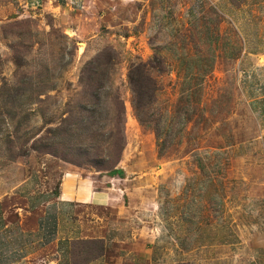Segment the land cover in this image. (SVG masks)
Returning a JSON list of instances; mask_svg holds the SVG:
<instances>
[{
	"label": "rangeland",
	"instance_id": "374dc122",
	"mask_svg": "<svg viewBox=\"0 0 264 264\" xmlns=\"http://www.w3.org/2000/svg\"><path fill=\"white\" fill-rule=\"evenodd\" d=\"M151 1L91 0L81 11L69 13L0 0V197L27 179L53 184L64 165L111 176L126 157L132 174L176 173L185 177L183 186L174 190L167 181L160 190L169 211L180 215L168 214L166 219L183 242H193L183 245L184 251L196 249L198 264H205L208 253L219 257L224 252L223 247H201L228 233L212 224L218 216L226 219L230 205L224 198L230 194L238 201L245 192L249 207L255 199L251 194L264 188V86L248 87L244 94L238 86L224 84L237 74L231 71L225 80L222 64L214 67L217 55L208 34L216 31L217 16L210 1L199 0L196 12L189 8V19L176 32L165 19H180L179 0L164 5ZM207 15L214 18L208 22ZM195 17H201L198 28L191 22ZM149 62L148 74L157 89L140 103L129 76L132 66ZM136 160L143 166L133 165ZM229 174L246 182L227 190L222 185L230 182L213 181L222 190L210 191L206 182ZM195 182L205 187L188 194ZM263 205L264 197L253 207ZM185 210L189 216L195 212L199 231L206 236L199 244L185 236V229L175 231L173 217L180 220ZM259 215L252 210L245 218L249 222ZM193 222L181 223L190 228ZM209 228L213 232L206 234ZM254 233L248 229L245 244L241 240L227 251L233 262L221 264H258ZM166 243L173 251L172 242ZM99 246L77 245L75 262L91 258Z\"/></svg>",
	"mask_w": 264,
	"mask_h": 264
},
{
	"label": "crops",
	"instance_id": "0c3cea01",
	"mask_svg": "<svg viewBox=\"0 0 264 264\" xmlns=\"http://www.w3.org/2000/svg\"><path fill=\"white\" fill-rule=\"evenodd\" d=\"M159 1L164 5L166 0ZM198 1H178L180 19H165L167 23L172 21L173 32L181 22L189 19L190 11L196 12L201 6ZM208 1L214 5L212 7L216 9L217 16L216 31L208 34L209 47L217 55L214 67L222 64L225 80L228 74L232 75L231 71L237 74L236 78L234 73L230 77L232 82L224 84L238 86L244 94L248 87L264 86V0ZM20 2L27 6L42 5L74 13L86 8L91 0ZM152 2L155 4L156 0L149 3ZM207 16L208 22L214 18V15ZM200 18L195 17L191 21L194 28L200 26ZM125 158L111 176H93L90 175L92 173L86 174L83 168L64 165L59 179L53 184L42 178L38 181L27 179L11 193L0 197V264H74L75 247L83 242H99L103 247L99 246L96 251L91 249L95 251L94 256L84 259L81 264H198L197 250L184 251L182 248L183 245H194L193 242H183L184 239L173 233L171 221L166 218L168 214L178 212H172L174 209L169 211L160 190L167 181L174 190L181 188L185 177L176 173L172 176L154 172L132 174L130 158ZM151 164L160 165V161ZM133 165L143 166L142 160H136ZM219 180L230 182H223L222 186L227 190L232 185L246 182L238 174L218 175L216 179L206 182L211 183L210 191L212 188L220 193L221 187L212 185L213 181ZM202 187L205 186H197L195 182L188 194ZM263 190L262 193L251 194L250 197L255 199L251 200L249 207L243 199L245 192L242 198L241 195L238 197V201H232L230 194L224 198L226 204L230 205L226 219L221 221L218 216L212 224L213 229H227L228 233L217 243L201 245L208 248L207 251L214 246L223 247L224 254L217 257L219 253L217 256L208 253L211 258L207 256L206 261L203 260L205 264L233 262L231 252L227 251L236 247L241 240L245 244L248 229L255 230L254 245L260 253L259 260L264 262V205L259 209L253 207L256 200L264 197ZM252 210L260 215L258 219L252 217L248 222L245 217ZM184 212L180 220L173 217L175 231L178 227L185 229V236H192L199 244L198 240L202 238L204 241L206 236L199 231L202 227L196 221L195 212L190 216L187 210ZM227 215L232 221L227 219ZM182 219L183 222L194 221L195 225L187 228L181 223ZM176 223L181 224L177 226ZM216 225L221 229H216ZM210 230L206 229V234L213 232ZM168 240L173 244V251L168 248ZM86 252L79 250L81 254ZM261 260L258 264H262Z\"/></svg>",
	"mask_w": 264,
	"mask_h": 264
},
{
	"label": "trees",
	"instance_id": "16d2710c",
	"mask_svg": "<svg viewBox=\"0 0 264 264\" xmlns=\"http://www.w3.org/2000/svg\"><path fill=\"white\" fill-rule=\"evenodd\" d=\"M152 66L151 63L149 62L148 64L143 63L140 65H134L131 68L130 72V83L132 85L133 91L135 93L136 100L138 102H143L149 100L153 93L156 91V81L152 78L150 74H148V67ZM103 89V87L101 86ZM92 93H95V90L92 91ZM96 95L99 96V92L95 93ZM124 111V102L120 100L119 104V118L122 119ZM123 149V145L121 146V150ZM74 264H81L74 262Z\"/></svg>",
	"mask_w": 264,
	"mask_h": 264
}]
</instances>
